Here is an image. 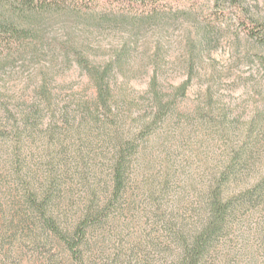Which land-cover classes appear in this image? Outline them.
I'll list each match as a JSON object with an SVG mask.
<instances>
[{"label": "trees", "instance_id": "obj_1", "mask_svg": "<svg viewBox=\"0 0 264 264\" xmlns=\"http://www.w3.org/2000/svg\"><path fill=\"white\" fill-rule=\"evenodd\" d=\"M182 0H0V72L18 60L24 63L36 58L43 50L58 53L65 64H76L86 73L96 90L94 98H76L61 104L48 90L47 74L34 90L30 110L11 108L9 98L0 97V139H8L11 157L10 177L29 209L43 217L46 227L53 230L71 249L77 248L50 213L54 203L63 196V181L58 164L63 148L62 137L71 133L79 140L96 133L108 153L105 166L107 178L91 181L80 167L89 154L77 150L74 158L78 172L83 207L75 234L82 237L90 226L101 224L133 185V162L140 146L149 135L176 112V101L186 96L190 79L174 87L172 93L162 91L159 74L154 71L146 95L132 97L123 89L132 77L126 65L130 51L144 29L160 16L192 10L180 9ZM201 0H192L190 9L199 7ZM189 12V13H188ZM197 24L199 39L193 48H210L230 31L235 42L245 40L247 52L257 60L264 76V15L250 13L242 0H213L210 12ZM68 28L60 39L49 40L48 27ZM79 29L81 33H77ZM105 30L124 34L126 39L110 57L100 63L91 59L94 48L90 41ZM78 31V32H80ZM217 36V37H216ZM242 37V38H241ZM214 47V46H213ZM121 76V92L114 90ZM261 106L249 117L233 114L228 106L213 107L212 89L205 100L195 106L197 121L208 132L217 135L224 146L222 159L212 169L195 210L199 222L194 229L172 227L174 240L181 249L176 264H204L213 248L231 231L236 221L250 213L256 218V240L264 264V87L256 89ZM26 140L40 143L34 154L35 170L23 154ZM60 152V153H59ZM79 166V167H78ZM29 169V170H28ZM142 198L151 205L156 216L163 212L173 180L172 172L163 167L156 175L142 177ZM155 206V207H153ZM174 211L171 212L175 216ZM187 232H186V231ZM186 234H185V232Z\"/></svg>", "mask_w": 264, "mask_h": 264}, {"label": "rangeland", "instance_id": "obj_2", "mask_svg": "<svg viewBox=\"0 0 264 264\" xmlns=\"http://www.w3.org/2000/svg\"><path fill=\"white\" fill-rule=\"evenodd\" d=\"M191 1L182 0L178 4L180 9L192 10L189 14L172 11L144 29L130 51L126 69L132 78L123 87L132 97L141 99L157 71L166 94L190 79L186 96L177 99L175 115L140 146L133 162V185L106 219L88 227L82 237L75 234L79 209L84 204L79 198L81 185L74 155L77 150L87 152L88 161L80 164L81 169L91 181H104L108 177L105 171L108 151L96 133L85 135V143L71 133L62 137L64 149L59 152L58 168L64 184L63 196L50 206V213L64 233L78 242L77 248L71 249L61 236L46 227L38 212L29 209L10 177L8 139H0V264H176L181 249L173 231L186 227L189 232L198 225L195 209L212 169L222 159L224 148L216 134L199 124L195 106L204 102L210 87L214 108L226 105L234 115L243 114L247 118L261 106L254 92L264 87L263 72L254 56L247 52L245 40L235 42L229 30L223 36L219 34L221 38L210 48L198 45L193 48L192 41L199 39L194 20L210 12L213 0H201L199 7L190 9ZM242 2L251 14L264 15V0ZM68 30L61 26L48 27L49 40L56 36L60 39ZM124 39V34L115 31L95 34L90 40L94 48L91 59L97 63L107 60ZM45 74L48 90L61 104L72 103L74 97L96 96L88 76L76 64L69 66L58 53L43 50L38 57L25 63L18 60L0 72V97L9 98L16 116L19 110H30L34 90ZM121 80L124 79L119 76L116 95H120ZM40 150V143L32 140H26L23 145V154L30 160L28 167L33 170V156ZM163 167L171 170L173 180L167 201H162L163 213L156 216L150 211L152 204L142 198L137 187L143 175H156ZM172 211L175 216L171 215ZM256 220L250 213L242 215L204 264H262ZM171 226L176 229L171 230Z\"/></svg>", "mask_w": 264, "mask_h": 264}]
</instances>
